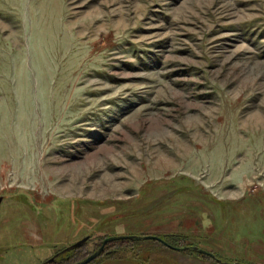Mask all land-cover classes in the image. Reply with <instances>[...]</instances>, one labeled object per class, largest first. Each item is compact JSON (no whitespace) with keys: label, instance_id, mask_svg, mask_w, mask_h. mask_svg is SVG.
Segmentation results:
<instances>
[{"label":"rangeland","instance_id":"374dc122","mask_svg":"<svg viewBox=\"0 0 264 264\" xmlns=\"http://www.w3.org/2000/svg\"><path fill=\"white\" fill-rule=\"evenodd\" d=\"M0 197V264H264V0H0Z\"/></svg>","mask_w":264,"mask_h":264},{"label":"water","instance_id":"95a60500","mask_svg":"<svg viewBox=\"0 0 264 264\" xmlns=\"http://www.w3.org/2000/svg\"><path fill=\"white\" fill-rule=\"evenodd\" d=\"M2 202V197H0V204ZM88 236L84 237L82 240L78 241L77 243L73 244L72 246H70L68 249H72L76 246H79L80 244H82L83 242H85L87 240ZM119 239H134V240H144V239H152V240H157L162 242L163 244L169 246L170 248L176 249V250H180L181 247L178 246H174L171 243H169L163 236L161 235H156V234H146V235H135V234H131V235H111L108 236L104 239L103 245L97 249L95 252H93L92 254H90L89 256H87L86 258L79 260L75 263L72 264H88L91 261H93L95 258H97L101 251L103 250L104 244L110 241H114V240H119ZM193 249L205 254V255H209L211 257H213L214 259H216L217 261L221 262L222 259L218 256H216L213 252L208 251L204 248L198 247V246H193Z\"/></svg>","mask_w":264,"mask_h":264},{"label":"flooded vegetation","instance_id":"af4514ba","mask_svg":"<svg viewBox=\"0 0 264 264\" xmlns=\"http://www.w3.org/2000/svg\"><path fill=\"white\" fill-rule=\"evenodd\" d=\"M82 239H83V238H82ZM82 239H80V240H82ZM80 240H78V241H80ZM89 240H90V237H88L87 240H86L85 242H83V243L80 244L79 246H76V247H74V248H72V249H68V248H69L70 246H72V245L67 246L65 249H63V250H61V251L55 253L54 257L51 259V262H52L53 260H55L56 258H58L60 255L64 254V253L70 252L71 250H74V249H77V248H82L84 245L87 244V242H88ZM78 241H77V242H78ZM77 242H75V243H77ZM103 242H104V240H101L99 243L95 244V247H94L92 250H90V251L88 250L86 256H84V257L81 258L80 260L86 258V257L89 256L90 254H92L93 252H95L97 249H99V248L103 245ZM75 243H73V244H75ZM109 243H110V242H107V243L104 244L103 250L101 251V253H100V255H99L98 257H100V256L104 253V251L106 250V248H107V246H108ZM98 257H97V258H98ZM97 258H95V259H97ZM78 261H79V260H78ZM76 262H77V261H76ZM91 262H92V261H91ZM91 262H90V263H91ZM72 263H75V262H72ZM72 263H69V264H72ZM88 264H89V263H88Z\"/></svg>","mask_w":264,"mask_h":264},{"label":"trees","instance_id":"16d2710c","mask_svg":"<svg viewBox=\"0 0 264 264\" xmlns=\"http://www.w3.org/2000/svg\"><path fill=\"white\" fill-rule=\"evenodd\" d=\"M122 240H124V239H121L120 241H122ZM205 255V254H204ZM205 256H209V255H205ZM209 257H211V256H209ZM211 258H213V257H211Z\"/></svg>","mask_w":264,"mask_h":264}]
</instances>
